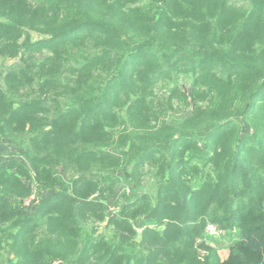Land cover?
Masks as SVG:
<instances>
[{"label":"trees","instance_id":"1","mask_svg":"<svg viewBox=\"0 0 264 264\" xmlns=\"http://www.w3.org/2000/svg\"><path fill=\"white\" fill-rule=\"evenodd\" d=\"M0 76V264H264V0H0Z\"/></svg>","mask_w":264,"mask_h":264},{"label":"rangeland","instance_id":"2","mask_svg":"<svg viewBox=\"0 0 264 264\" xmlns=\"http://www.w3.org/2000/svg\"><path fill=\"white\" fill-rule=\"evenodd\" d=\"M9 63V62H8ZM2 76H0V86H2ZM182 90H187L189 87V83L186 81H182ZM163 91L161 89L159 90V94H162ZM160 96V95H159ZM191 111V108L179 104L174 106V110L170 112L171 116L180 119L186 117ZM15 162L16 164H21L27 169L28 163L20 156V149L9 143L5 138L0 137V166H7L8 164H12ZM7 171L11 174H15V170L12 168L7 169ZM30 171V170H29ZM147 171V169L144 170V172ZM119 176V174H116ZM62 178L64 180H68L70 177L68 174H61ZM116 178V177H115ZM20 180L26 185V187L29 190V195L26 198L23 197H17L12 201H15L21 205V208L23 212L26 214H32L36 208L42 204V202L45 199H51L53 200V197L55 195L54 190L45 191L42 190L40 187L37 186V184L34 181V177L32 172L30 171V177L25 178L22 177ZM132 183V182H131ZM153 188H154V181L151 178V175L148 173V171L145 173V175L142 177V182L140 184V187L132 186L130 188V185H127L123 188V182H120L116 185L115 190L113 194H106L103 202L106 204L108 208V214H114L118 213L120 207L125 203L127 199H130L132 196V193L134 191L137 192L138 197L141 196H152L153 195ZM210 225V224H209ZM214 233V239L218 242H223L224 244H227L231 239H234L236 237L235 233H225L223 231H220L216 229L215 225H212ZM138 233L140 231L139 227L136 226ZM206 231V228H205ZM226 249L225 247H221L218 251V258L221 260L226 256Z\"/></svg>","mask_w":264,"mask_h":264},{"label":"built area","instance_id":"3","mask_svg":"<svg viewBox=\"0 0 264 264\" xmlns=\"http://www.w3.org/2000/svg\"><path fill=\"white\" fill-rule=\"evenodd\" d=\"M206 233H209V234H215L214 233V230H213V227L211 225H207L206 226Z\"/></svg>","mask_w":264,"mask_h":264}]
</instances>
